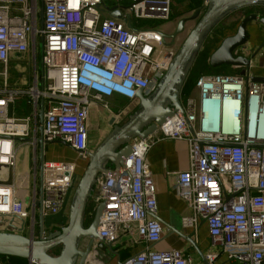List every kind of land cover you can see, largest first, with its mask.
<instances>
[{"label":"built area","instance_id":"1","mask_svg":"<svg viewBox=\"0 0 264 264\" xmlns=\"http://www.w3.org/2000/svg\"><path fill=\"white\" fill-rule=\"evenodd\" d=\"M117 1L106 7L105 0H0V168L14 172L13 182L0 180V217H7L2 223L16 217L36 231L39 200L45 226V219L69 209L76 161L46 160L39 194L42 100L45 141L64 142L85 159L92 109L99 106L119 122L125 112L137 109L138 92L149 95L165 74L177 48L166 45L164 34L146 22L170 19L174 0ZM113 11L121 17L112 16ZM247 50L241 47L237 53L249 57ZM28 55L34 60L33 85H11L10 61ZM253 76L251 68L245 74H201L183 99V110L157 130L164 138L188 143L189 165L174 173L175 190L191 210L182 225L197 231L200 219L207 222L211 247L218 248L206 254L207 264H217L220 254L227 264H264V82ZM23 97L32 111L18 117L11 109ZM15 137L33 138L30 169L20 176L18 148L25 143ZM150 139L132 140L121 172L98 179L94 205L105 202L100 238L113 243L122 233L136 232L146 243L123 264H194L181 249H153L164 227L156 218V185L146 160Z\"/></svg>","mask_w":264,"mask_h":264},{"label":"water","instance_id":"2","mask_svg":"<svg viewBox=\"0 0 264 264\" xmlns=\"http://www.w3.org/2000/svg\"><path fill=\"white\" fill-rule=\"evenodd\" d=\"M264 7V0H209L207 6L198 8L191 19L197 21L183 43L176 50L167 70L154 90L147 96L142 91L137 94V109L125 112L123 120L117 121L115 116L109 119L111 127L100 143L88 153L87 165L73 191L67 222L55 230L46 233L44 215L39 200V232L34 229L26 231V220L10 217L8 225L13 229H0V255L25 258L30 264H99L105 259V252L111 242L105 243L99 235L98 227L105 202L94 205L92 218L86 222L90 202L96 201L95 187L103 176H117L132 152V140H146L157 132L159 126L165 124L177 111L183 110L182 91L192 72L205 43L213 30L229 16L248 7ZM112 16L120 18L117 11ZM39 27H44V2L39 9ZM184 19L181 24L184 23ZM252 21H260L264 25V17L255 13L245 15L234 34L226 36L220 45L211 53L209 64L214 67L243 66V74L249 73L251 58L240 55L237 50L248 43V25ZM43 46V38L41 47ZM260 50V49H259ZM21 56V53H17ZM43 75L44 67L40 65ZM241 73V74H242ZM254 81H263L264 76H253ZM41 88L44 78H41ZM39 127L37 142L39 144L40 161L38 170L39 194L43 196V165L46 161V145L61 141L47 142L43 136L44 101L40 102ZM32 137H15L17 143H30ZM64 143V142H63ZM66 144V143H64ZM163 223V220L156 216ZM17 220L20 226H17ZM190 240V239H189ZM58 249V253L55 250ZM101 264V263H100Z\"/></svg>","mask_w":264,"mask_h":264},{"label":"crops","instance_id":"3","mask_svg":"<svg viewBox=\"0 0 264 264\" xmlns=\"http://www.w3.org/2000/svg\"><path fill=\"white\" fill-rule=\"evenodd\" d=\"M121 3L125 4L127 3V1L124 0L121 1ZM117 4V0H111L110 4H108L107 0H105L106 7H113ZM200 7L201 6H198V2L196 0H174L172 4L170 19L166 21H155L157 22V25L161 26L160 31L162 32V34H164L166 43H169L171 46L177 49L179 48V46L183 43V41L193 28V22L197 19H191V15H193L194 12ZM261 8L264 7H260L258 9ZM247 14V9L242 10V15L238 16L235 19L234 24H230V27L228 24L226 27L217 30L215 35L216 47L220 45L221 41L226 36L234 34L236 32L241 20ZM184 19H186V21L181 24ZM142 24L145 23L143 22ZM146 24H148V22H146ZM220 24L218 26H220ZM248 26L250 28L251 34L249 31L248 43L246 47L248 49L247 52L249 51V57L252 61L251 70L252 72H254L255 76H264V63L263 66L258 64L260 56H263L264 60V25H262L260 21H255L251 22ZM29 57L30 55L26 56V59H29ZM209 57L207 61L208 63ZM221 68H225L227 72L231 73V69L238 68V66H223ZM119 103L121 105L126 104V102L122 100H119ZM11 110L16 116L22 117L27 115V113H29L31 109H29L27 105H24L21 99L20 102ZM110 118L111 117L108 116L101 109V107L98 106L97 108L92 109L89 122V143H92L91 139L94 133H99L96 136H99L101 133H108V130H110L111 128L109 126ZM95 124L100 128H97ZM94 125L97 131L95 130ZM103 138H101L98 143H100ZM150 140L153 141V144L146 155V160L151 168L152 178L156 185V195L158 201L157 216L163 220L162 225L164 227L163 238L158 243L153 245V249H181L185 251L186 255L193 259L194 264H207V261L205 259L206 254L212 250H218V248L211 247L207 222L205 219H200L197 231L193 228L184 227L182 225L181 219L182 217L191 214V210L188 207L187 203L183 199L178 197L175 190L176 176L174 173L177 171L186 170L189 165L188 143L184 140L164 138L158 132H155ZM20 149L21 148H18L17 169L22 167L30 169L31 162L28 164L27 161L23 160L22 156L20 157ZM46 160L76 161L78 171L76 174L79 175V179L81 175V169L78 170V167L82 168L85 165L84 163L86 162V160H88V157L85 159L78 158V154L75 150H73L67 144L59 142L49 143L46 145ZM90 205L92 207L94 206L93 201L90 202ZM68 213L69 209L65 214L62 213V215L59 214L50 216L49 220H51V222L46 223V228H48V230H54L62 226L60 225V223H66V221L68 220ZM7 227V222L0 224V229H7ZM145 247L146 243L140 241L136 232L124 234L122 233L120 237L115 242H113L111 246L108 247V250H111V253H109L108 251L105 252V259L99 261V264H123L124 260L127 258V255L128 257L136 255ZM3 263L4 261L0 259V264ZM217 264H227L225 255L220 254Z\"/></svg>","mask_w":264,"mask_h":264},{"label":"rangeland","instance_id":"4","mask_svg":"<svg viewBox=\"0 0 264 264\" xmlns=\"http://www.w3.org/2000/svg\"><path fill=\"white\" fill-rule=\"evenodd\" d=\"M111 0H107V3L110 4ZM253 12L257 15H259V17H264V8L258 9V8H253ZM249 11V10H247ZM251 12V10H250ZM242 15V11H237L234 14H232L231 16H229V18H227L225 21H223L220 26H218V28L212 32V34L210 35V37L208 38L207 42H206V48L205 50H203V52L199 55L194 69L196 72L199 71L200 69H204V68H208V57L209 55L213 52V50L216 47V39H215V35L217 30H220L224 27H226L229 24H234L235 19ZM159 21V20H156ZM197 19L193 22V26L195 25ZM148 24L147 25H151V26H156V28L158 27V30H161V26L157 25V22L155 21H147ZM255 22V21H252ZM160 24V23H159ZM250 31V28L248 26V32ZM251 34V31H250ZM215 41V43H214ZM166 45H169V43H165ZM255 50V49H254ZM212 51V52H211ZM37 66L38 69L40 70V61H39V53L37 55ZM264 60H263V56H260L259 58V65L263 66ZM235 67V66H233ZM237 68H232L231 72H235ZM214 72H220V73H230L227 72V70H225V68H216L213 70ZM245 68L243 66H240V73L244 72ZM40 72V71H39ZM33 74H34V60L32 58L31 60V56L29 57V59L23 60V59H13L12 61H10V66H9V82L11 85L13 86H21L24 88H29L33 85ZM243 74V73H242ZM1 81V78H0ZM22 102L24 105H26V97L21 98ZM96 125V124H95ZM94 125V127H95ZM97 126V125H96ZM99 126H97L98 128ZM100 128V127H99ZM96 130V127H95ZM97 131V130H96ZM106 131V130H105ZM109 131V130H108ZM95 132V131H94ZM93 132V133H94ZM99 134V133H97ZM97 134H93L92 137V143H89V150L92 151L96 146L97 143L100 141L101 138H103V136H105L107 133H101L99 136H96ZM33 153V147L30 143H25L24 145H22L21 149L19 150V155L20 157L22 156L23 160L27 161L28 164L32 161V155ZM20 164V163H19ZM26 166V165H25ZM29 166V165H28ZM26 171H29L28 169H26V167H22V168H18L17 169V176H20V174H25ZM78 174L75 175L74 178V184H77L78 182ZM0 180H5L9 183L13 182L14 180V172L12 168H0ZM30 181L33 183V175H31ZM73 192V189H71L70 191V195ZM5 219H7V217H4ZM4 218L0 217V224H2L4 220ZM68 218V217H67ZM66 218V219H67ZM91 220V219H90ZM46 223H50L51 220L49 219H45ZM67 222V221H66ZM65 223H60V225H64ZM26 231L28 233L29 231V227L28 225H26ZM58 250V249H57Z\"/></svg>","mask_w":264,"mask_h":264},{"label":"trees","instance_id":"5","mask_svg":"<svg viewBox=\"0 0 264 264\" xmlns=\"http://www.w3.org/2000/svg\"><path fill=\"white\" fill-rule=\"evenodd\" d=\"M197 2H198V6L200 5L201 7L203 6L202 5V0H196ZM257 6H254V7H248V8H245V9H243V10H249L248 11V14H251V13H254L253 11V8H256ZM261 6H259V7H257V8H260ZM250 10H251V12H250ZM247 14V15H248ZM217 29V27L213 30V31H215ZM212 34V33H211ZM216 41V40H215ZM215 41H214V43H215ZM205 48H206V43H205V46H204V48H203V50H205ZM217 47H215V49H216ZM214 49V50H215ZM203 50L201 51V53L203 52ZM213 50V51H214ZM212 52V51H211ZM200 53V54H201ZM211 55V54H210ZM209 55V56H210ZM208 68H204V69H200L199 71H195V70H192V72L190 73V75H189V77H188V79H187V81H186V83H185V85H184V88H183V91H182V99H184L187 95H189L192 91H193V88H194V86H195V82H196V80H197V78L201 75V74H203V73H214V69H216V68H214V67H212L209 63H208ZM223 67V66H222ZM218 68H220V67H218ZM194 69V68H193ZM239 66H238V68L236 69V71L235 72H231V73H239ZM135 111V110H134ZM87 162H88V160H86V162L84 163L85 165L82 167V168H79L78 167V170H80L81 169V174H82V172L84 171V169H85V167H86V165H87ZM78 172V171H77ZM55 253H58V250L56 249L55 250ZM127 257H128V255H127ZM0 259H2V261H4V263L3 264H29V261L27 260V259H25V258H20V257H14V256H1L0 255Z\"/></svg>","mask_w":264,"mask_h":264},{"label":"flooded vegetation","instance_id":"6","mask_svg":"<svg viewBox=\"0 0 264 264\" xmlns=\"http://www.w3.org/2000/svg\"><path fill=\"white\" fill-rule=\"evenodd\" d=\"M39 161H40V159H39ZM93 209H94V206L92 207L91 205H90V207H89V209H88V214H87V217H86V222H89L90 221V219L92 218V214H93ZM59 228V227H58ZM57 229V228H56ZM46 230V233H49L51 230H48V228H46L45 229ZM55 230V229H54ZM38 232H39V229L37 228L36 229V234H38Z\"/></svg>","mask_w":264,"mask_h":264}]
</instances>
